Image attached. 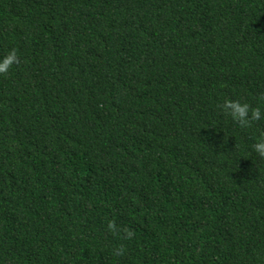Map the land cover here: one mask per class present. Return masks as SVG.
<instances>
[{
    "label": "trees",
    "instance_id": "trees-1",
    "mask_svg": "<svg viewBox=\"0 0 264 264\" xmlns=\"http://www.w3.org/2000/svg\"><path fill=\"white\" fill-rule=\"evenodd\" d=\"M13 49L0 264H264V0H0Z\"/></svg>",
    "mask_w": 264,
    "mask_h": 264
},
{
    "label": "clouds",
    "instance_id": "clouds-1",
    "mask_svg": "<svg viewBox=\"0 0 264 264\" xmlns=\"http://www.w3.org/2000/svg\"><path fill=\"white\" fill-rule=\"evenodd\" d=\"M18 62L17 52L13 49L10 50L6 55L0 58V74H5L9 69ZM222 111L227 115L231 116L233 121L237 122L241 126H248L252 121H258L264 118V110L260 107H251L248 103H241L239 100L227 99L222 105ZM252 149L260 157H264V134L257 139L252 145ZM107 229L113 234H117L121 231L114 220H110L107 223ZM128 239H131L133 232L127 228L123 229ZM123 249L119 248L115 250V255H121Z\"/></svg>",
    "mask_w": 264,
    "mask_h": 264
}]
</instances>
